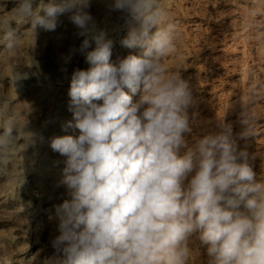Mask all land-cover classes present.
Instances as JSON below:
<instances>
[{
  "label": "clouds",
  "instance_id": "clouds-1",
  "mask_svg": "<svg viewBox=\"0 0 264 264\" xmlns=\"http://www.w3.org/2000/svg\"><path fill=\"white\" fill-rule=\"evenodd\" d=\"M90 6V0H15L0 16L7 52L20 39L14 24L30 23L35 37L38 27L55 31L67 16L84 37L79 51L90 67L72 73L68 92L79 134L50 140L52 151L66 157L61 183L70 196L56 206L54 264H190L193 238L206 248L208 264H264V181L230 125L189 145L194 101L189 83L162 63L178 39L162 0L108 5L124 14L121 46L141 49L116 63L114 41L97 28ZM242 123L239 139L247 140L251 129ZM0 128L3 170L18 133L25 149L37 137L12 117L0 115Z\"/></svg>",
  "mask_w": 264,
  "mask_h": 264
},
{
  "label": "rangeland",
  "instance_id": "rangeland-1",
  "mask_svg": "<svg viewBox=\"0 0 264 264\" xmlns=\"http://www.w3.org/2000/svg\"><path fill=\"white\" fill-rule=\"evenodd\" d=\"M110 3L90 0L88 11L97 28L114 41L110 61L116 63L141 49L121 46L127 25L122 12L109 9ZM162 3L178 31L176 52L162 63L189 83L194 101L189 108V145L207 131L219 130V125H230L239 147L250 154L257 179L264 181V0ZM14 7L15 0H0V16ZM13 27L20 38L15 51L0 45V115L25 125L37 139L25 149L18 133L15 151L0 170V264H54L56 206L70 196L61 183L66 157L52 151L50 140L79 134L68 110L70 79L76 69L90 65L79 51L84 37L67 16L60 18L55 31L38 27L35 37L30 23ZM140 94L133 95L134 102ZM242 120L251 129L247 140L239 139L246 127ZM191 248L190 264H208L198 239L193 238Z\"/></svg>",
  "mask_w": 264,
  "mask_h": 264
}]
</instances>
